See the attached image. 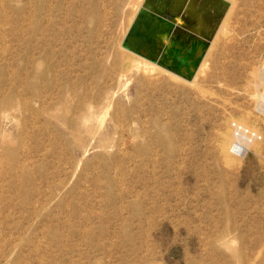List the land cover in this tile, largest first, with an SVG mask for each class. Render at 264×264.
I'll return each instance as SVG.
<instances>
[{
	"label": "rangeland",
	"instance_id": "374dc122",
	"mask_svg": "<svg viewBox=\"0 0 264 264\" xmlns=\"http://www.w3.org/2000/svg\"><path fill=\"white\" fill-rule=\"evenodd\" d=\"M115 1L0 0L17 158L0 160V264H244L264 251V0H221L228 34L199 43L196 81L125 57L134 12ZM234 125L261 137L244 160Z\"/></svg>",
	"mask_w": 264,
	"mask_h": 264
},
{
	"label": "bare ground",
	"instance_id": "6f19581e",
	"mask_svg": "<svg viewBox=\"0 0 264 264\" xmlns=\"http://www.w3.org/2000/svg\"><path fill=\"white\" fill-rule=\"evenodd\" d=\"M210 2H216V4L214 3V6L218 7H214L210 4ZM86 3L88 6L92 7L96 13H99V0H86ZM206 3L209 5H206L207 7H203ZM145 4L146 0H117L113 3L116 9V16L120 15L122 11L127 9H131L134 12L131 22L134 21L135 26H133V28L130 30L129 35L124 41V48H126L127 51H124L123 55L125 57L128 56V58L129 56L136 58L138 55H141L145 67L150 70L157 69V71L160 73L168 72L177 81H192L193 79L196 81L198 76H202L206 73V66L208 65L206 59L202 63L206 55L202 54V50H200L201 48H204L207 51V46H201L199 48V43L203 42L205 45L215 46L221 37H224L228 34L227 28L229 27V23L227 22V19L224 15L225 10H223L221 7L222 5L218 4V0H196L194 7L189 10L190 3L188 2L186 4V10H188V13L192 11L190 15L187 14V18L194 19V15L197 14L195 26L198 27V30H195V33L197 34L196 35L193 34L194 30L192 31L190 27V30L185 28L186 30L184 29L183 31L180 28H176L174 31L176 26L173 23L167 21L163 17L145 10ZM198 11H200V13ZM186 12L187 11H185V13ZM192 19H190V22ZM175 44L179 49L174 50ZM180 52H182L181 56ZM124 59L125 58H123V60ZM122 66L125 67L126 63L124 65L122 64ZM2 69L5 71L7 70V67L4 66ZM5 80L6 79H4V77H0V93L2 96L6 85ZM9 91L14 92L12 90ZM255 97L260 98L257 95ZM260 100L264 99L260 98ZM9 103V98L4 97V99L0 101V110L6 108ZM25 105L28 106V103L26 102ZM10 146L11 145L4 142V140H0V149L2 150V152H0V160H5L6 157H12V161L17 162L16 153L11 150ZM220 147V150L224 155L226 162L228 163L227 165L234 164V159L228 156V154L231 153V149L228 153L226 144L223 145L222 143V145L220 144ZM23 174L26 179L25 182L30 184L32 181L29 179V176H27L24 172ZM23 197L24 201L29 200L30 193ZM254 246H257V242ZM263 252L264 251L261 248L255 257L247 258L246 256V260H243L244 264H256L257 260L263 256ZM234 260L236 261L235 264H237L238 260H236V258H234ZM201 261L203 262L204 259ZM226 264L230 263L226 262Z\"/></svg>",
	"mask_w": 264,
	"mask_h": 264
},
{
	"label": "water",
	"instance_id": "95a60500",
	"mask_svg": "<svg viewBox=\"0 0 264 264\" xmlns=\"http://www.w3.org/2000/svg\"><path fill=\"white\" fill-rule=\"evenodd\" d=\"M214 1H216V0H214ZM188 2L190 3L189 4V10H191L195 5L196 0H146L145 10L150 11L151 13L156 14L160 17H163V18L167 19L168 21H170L174 24H178L177 21L180 19L181 22H184V24H182V28L184 27L183 29L187 28L190 30L189 26H186V25H190V26L194 27L196 25V21H197V14L194 15L195 19L190 18V19H192V22H190V19L187 17H188V15L191 14L192 11H190V13H188V10H186V8H187L186 4ZM214 3L216 4V2H210V4L213 6L215 5ZM218 4L219 5L224 4L226 6V3H224L221 0H218ZM206 5L208 6L209 4L206 3L203 7H207ZM214 7H218V6H214ZM185 11H187V12L185 13ZM198 12L200 13V11H198ZM190 17H192V16H190ZM193 24H195V25L193 26ZM193 34H196L195 30H194Z\"/></svg>",
	"mask_w": 264,
	"mask_h": 264
},
{
	"label": "built area",
	"instance_id": "2783aa9c",
	"mask_svg": "<svg viewBox=\"0 0 264 264\" xmlns=\"http://www.w3.org/2000/svg\"><path fill=\"white\" fill-rule=\"evenodd\" d=\"M234 142L231 147L233 156L239 159H246L251 153L253 145L261 140V137L240 125H234Z\"/></svg>",
	"mask_w": 264,
	"mask_h": 264
}]
</instances>
